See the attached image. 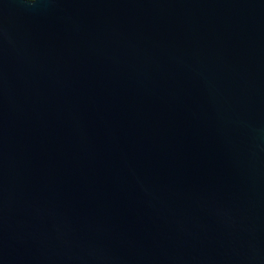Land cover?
<instances>
[{
  "label": "water",
  "instance_id": "obj_1",
  "mask_svg": "<svg viewBox=\"0 0 264 264\" xmlns=\"http://www.w3.org/2000/svg\"><path fill=\"white\" fill-rule=\"evenodd\" d=\"M0 264H264V0H0Z\"/></svg>",
  "mask_w": 264,
  "mask_h": 264
},
{
  "label": "flooded vegetation",
  "instance_id": "obj_2",
  "mask_svg": "<svg viewBox=\"0 0 264 264\" xmlns=\"http://www.w3.org/2000/svg\"><path fill=\"white\" fill-rule=\"evenodd\" d=\"M29 1H31V0H29Z\"/></svg>",
  "mask_w": 264,
  "mask_h": 264
}]
</instances>
